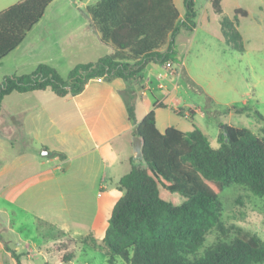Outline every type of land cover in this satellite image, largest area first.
I'll return each mask as SVG.
<instances>
[{"label":"trees","instance_id":"trees-1","mask_svg":"<svg viewBox=\"0 0 264 264\" xmlns=\"http://www.w3.org/2000/svg\"><path fill=\"white\" fill-rule=\"evenodd\" d=\"M51 2L18 0L0 10V60L19 46ZM183 2L185 12L180 17L173 0H97L87 7L90 23L112 51L94 62L76 64L66 78L47 63L37 64L29 73L4 76L0 109L3 98L12 92L49 90L59 97L71 96L94 77L107 81L119 77L128 83L140 80L149 62L174 63L175 35L196 26L193 0ZM212 6L221 15L225 43L243 51L237 15L245 16L246 10L236 8L229 18L222 15L220 0H212ZM125 103L141 143L143 164H132L117 183L122 194L101 239L108 263L120 256L128 264H262L264 240L256 234L238 229L229 242L204 247L203 241L208 230L221 222L220 195L227 183L264 196V137L219 123V146L213 148L198 127L183 131L168 126L160 131L154 109L137 121L132 106ZM261 131L264 135V118ZM86 238L96 245L92 234ZM55 251L63 263L74 257L67 244ZM11 254L16 264H23L19 254Z\"/></svg>","mask_w":264,"mask_h":264},{"label":"rangeland","instance_id":"rangeland-1","mask_svg":"<svg viewBox=\"0 0 264 264\" xmlns=\"http://www.w3.org/2000/svg\"><path fill=\"white\" fill-rule=\"evenodd\" d=\"M173 1L184 15L183 0ZM70 3L71 0H56L46 7L40 22L26 33L18 47L0 60V81L6 75L29 73L38 62L53 66L62 77H67L75 62L82 58L75 49L74 40L70 38L74 30L71 26L75 24L67 22L70 9L59 10ZM193 3L196 26L192 31L181 29L175 35L176 61L169 66L168 75L164 76L166 69L161 63H150L149 67L154 70L145 68L140 80L128 82L124 90L125 100L132 106L135 116L140 118L153 109L157 99L168 102L166 87H159V83L178 82L184 105L156 109V127L160 131L166 126L185 131L196 126L206 135L213 148L219 146V123L246 128L264 137L261 131L264 118V0H220L223 16L233 18L234 10L239 7L247 12L245 16L237 15L243 51L230 48L225 43L220 29L221 15L214 11L212 0H193ZM64 20L66 22H62ZM2 105L0 120L4 116L6 120L0 123L1 160L9 163L15 161L16 152L22 148L28 136L32 137L34 144L43 140L57 150L61 146L72 147L79 119L74 109L61 98L54 94L50 98L40 94L12 92L3 98ZM40 105L44 108H40ZM23 107H29L26 111L29 120L20 125L16 112ZM174 110H180L183 115ZM11 137H14L13 140ZM11 140L15 141L13 148ZM34 191L27 189L23 194L15 195L14 204L27 209V212H20L15 207L16 216L20 218L25 215L28 218L32 212L50 216L60 228L42 225L39 227L40 236L36 235L34 229L29 231L31 238L41 241L44 236L45 241L54 240L49 248L58 260L55 248L62 243L67 244L74 254L67 263L51 261V257L50 264H110L102 237L95 234L97 230L93 225L97 202L90 185L83 184L79 177L63 178L60 191L65 194L64 197H58L57 184L54 192L43 199L35 196ZM220 206L221 222L205 234L204 247H211L220 241H231L238 234V229L256 234L264 240V196H254L242 185L227 183L220 195ZM0 217L4 218L5 215L1 213ZM102 220L99 219L98 224ZM0 234L5 236V230H1ZM88 234L95 237V246L86 240ZM9 245L10 253L19 254L21 259L23 254ZM34 253L42 259L37 250ZM113 264L128 263L117 256Z\"/></svg>","mask_w":264,"mask_h":264},{"label":"crops","instance_id":"crops-1","mask_svg":"<svg viewBox=\"0 0 264 264\" xmlns=\"http://www.w3.org/2000/svg\"><path fill=\"white\" fill-rule=\"evenodd\" d=\"M16 1L18 0H0V9L2 10ZM55 1L52 0V3ZM96 1L71 0L72 4L70 3L68 7L62 6L60 9L57 7L59 10L69 8L70 14L67 22L70 25L75 22L71 26L74 30L70 34V38L74 40L75 49L82 58L76 61L74 66L78 63L94 62L112 51L110 45L100 41L99 33L91 26L89 15L86 12L87 7ZM182 15L183 13L180 12V17ZM77 21L79 22L76 23ZM62 22H66V20ZM150 63L155 62H149L145 68H148ZM162 65L166 69L164 76H167L171 64ZM149 68L154 70L153 67ZM161 86L166 87L169 100L165 102L157 99L153 103L156 117V109L158 108L172 109V107L184 105L179 94L178 82L159 83V87ZM127 87L128 83L119 77L110 81L102 77H94L87 81L79 93L71 96L59 97L49 90L23 92V94H40L42 97L50 98L54 94L61 98L74 109L79 119V125L76 127V139L73 141L72 147L64 148L61 146L57 150L45 144L43 140L34 144L32 137L28 136L26 142L22 144V148L16 152L15 157L17 159L15 161L9 163L7 160L0 159V214L5 215L4 218L0 217V231L5 230V236H3L5 238L0 234V264H16V260L10 253L9 244L13 245L12 248L18 253L23 254L21 256L23 264H50L51 257V261L61 263L56 255H52L54 252L49 248L54 240L45 241L44 236L41 237V241L33 240L31 238L32 233L29 232L34 229L36 235L40 236V226L53 225L60 228L58 222L50 216L46 217L38 212L30 213L28 218L25 215H23L24 218H18L15 207H18L20 212H27V209L25 207L22 209V205H15L14 200L15 195L23 194L27 189H35V196L42 199L46 195L49 197L54 192L56 184L58 197L60 195L64 197L65 194L60 191V182L63 178L77 179L79 177L83 180V184L90 185L95 191L97 212L93 226L97 230L95 234L103 237L108 226L111 209L122 194L117 188L120 177L130 170L132 164H143L140 154L141 143L133 133V124L128 118L126 103L122 94ZM159 102L167 106H156V103ZM2 106L1 102L0 114ZM28 108L23 107L21 111L16 112L20 125L29 120L26 115ZM40 108H44V106L40 105ZM145 114L140 118L136 117L137 121ZM5 118L6 116L1 118L0 123L5 121ZM13 138L11 137L12 140ZM12 140L10 145L13 148L15 141ZM43 150L49 151V154L43 155ZM99 219H103L101 224H98ZM35 250L38 251L42 259H39L38 255L34 253ZM45 251H48L47 254Z\"/></svg>","mask_w":264,"mask_h":264},{"label":"water","instance_id":"water-1","mask_svg":"<svg viewBox=\"0 0 264 264\" xmlns=\"http://www.w3.org/2000/svg\"><path fill=\"white\" fill-rule=\"evenodd\" d=\"M42 154H43V155H47V154H49V151H47V150H43V151H42Z\"/></svg>","mask_w":264,"mask_h":264}]
</instances>
